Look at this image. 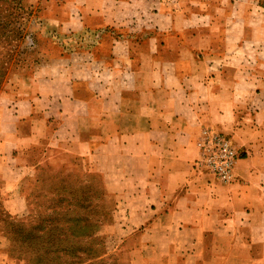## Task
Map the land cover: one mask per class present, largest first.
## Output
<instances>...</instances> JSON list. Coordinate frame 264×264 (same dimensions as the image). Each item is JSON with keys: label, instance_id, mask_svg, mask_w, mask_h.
<instances>
[{"label": "crops", "instance_id": "1", "mask_svg": "<svg viewBox=\"0 0 264 264\" xmlns=\"http://www.w3.org/2000/svg\"><path fill=\"white\" fill-rule=\"evenodd\" d=\"M28 1L60 36L0 94L2 210L44 146L102 174L140 264H264V1ZM207 126L238 150L228 182L196 162Z\"/></svg>", "mask_w": 264, "mask_h": 264}, {"label": "rangeland", "instance_id": "2", "mask_svg": "<svg viewBox=\"0 0 264 264\" xmlns=\"http://www.w3.org/2000/svg\"><path fill=\"white\" fill-rule=\"evenodd\" d=\"M0 7V23L6 28L5 31L0 28L2 94L17 90L37 65L47 62V48L55 51L52 39L56 40L54 35L60 36V32L43 23V10L28 0H2ZM9 11L25 15L21 25L22 39L7 31L12 26L6 27L8 19L4 14ZM71 60L74 62L75 58ZM32 151L35 153L28 158L36 163V167L21 183L26 209L21 214L10 215L0 206V232L6 237V251L11 264L50 262L51 258L47 257L42 246L43 239L47 244L49 228L55 229L56 234L60 231L59 238H68L59 246L74 243L88 248L86 250L90 253L94 252L93 258L82 253L84 258L81 264H140L139 253L137 257L135 255L141 244V230L131 233L123 231L121 224L124 218L119 215L118 196L107 190L102 174L91 169L90 161L62 154L58 156L59 159L49 162L44 146L33 147ZM75 232L78 233L73 236ZM26 233L39 237L27 240L24 237ZM133 250L137 252H131ZM61 259L63 262L69 261L66 254H61Z\"/></svg>", "mask_w": 264, "mask_h": 264}, {"label": "built area", "instance_id": "3", "mask_svg": "<svg viewBox=\"0 0 264 264\" xmlns=\"http://www.w3.org/2000/svg\"><path fill=\"white\" fill-rule=\"evenodd\" d=\"M198 146V166L207 170L219 182L230 181L239 155L230 137L218 128L207 126L202 130Z\"/></svg>", "mask_w": 264, "mask_h": 264}, {"label": "trees", "instance_id": "4", "mask_svg": "<svg viewBox=\"0 0 264 264\" xmlns=\"http://www.w3.org/2000/svg\"><path fill=\"white\" fill-rule=\"evenodd\" d=\"M0 15H1V7H0ZM4 17L8 19L7 23H5L6 27L12 26L11 29H8L7 31L13 32L14 35L16 36L19 35V39H22L23 34H21L22 32L21 25H22V21L25 19V15H19L17 14L16 11H9L8 13L4 14ZM0 28H2L4 31L6 30L5 26L1 25V23H0ZM59 232L56 234L55 229L49 228L47 229V239H46L47 244H46L45 239L42 240L43 242L42 246L47 253V257L50 256L51 258L50 262L49 260H47V264H56V261L58 262V260L61 259V254L68 255L69 261L63 262L61 259V261L58 262L60 264H81L83 263V258H84L83 256H81L82 253L88 254L90 258H93L94 252L90 253L89 251L86 250L88 248L84 249L83 246L81 248V246H78L77 244L75 245L74 243L66 244V246L64 245L62 247L59 246L62 243V241L64 243V239H68L66 237L65 238L63 237V239L59 238L60 236ZM76 233L78 232L72 233L73 236H76L77 235ZM24 237L25 239L30 240L31 237H39V236L37 235L32 236L30 233H26ZM59 252H61V254H59ZM22 264H33V263L23 261ZM85 264H89V263H85Z\"/></svg>", "mask_w": 264, "mask_h": 264}]
</instances>
